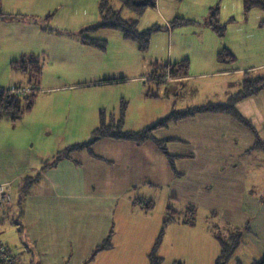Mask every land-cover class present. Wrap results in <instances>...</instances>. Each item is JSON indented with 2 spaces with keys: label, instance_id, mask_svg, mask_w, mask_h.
Returning a JSON list of instances; mask_svg holds the SVG:
<instances>
[{
  "label": "crops",
  "instance_id": "1",
  "mask_svg": "<svg viewBox=\"0 0 264 264\" xmlns=\"http://www.w3.org/2000/svg\"><path fill=\"white\" fill-rule=\"evenodd\" d=\"M179 1L184 2L182 8L172 3ZM219 1L154 0L141 19L146 16L152 26L167 28L161 30L162 37L154 34L145 59L137 65L124 53L107 60L109 48L100 51L78 39L82 30L98 23L99 0L91 1L84 19H74L72 7L61 9L64 22L58 27L66 37L58 43L62 47L55 50L61 63L56 62L52 75L42 72L39 85L43 91L31 112L16 123L0 120V183L13 186L12 202L0 208V224L14 217L15 232L23 235L26 253L21 251L23 258L17 255L19 264H150L149 255L167 210L176 206L193 224L174 222L167 227L158 252L164 264V253H172V245L175 252L178 250V260L171 258L170 264H193L190 260L198 255L194 217L202 206L216 219H225L232 214V207L243 206L242 221L244 226L249 223L252 231L247 236L259 238L264 217V198L260 195L261 187L264 189V149H254L256 135L231 115L198 114L154 131V140L166 144L172 161L153 140L139 144L106 137L90 150L73 152L56 166L41 170L59 151L90 141L102 110L107 119L118 117L121 103L126 102L125 130L140 131L174 110L227 103L241 89L247 73L264 77L254 74L264 69V20L257 26L255 21L247 23V11L237 3L226 17ZM44 2L0 0V18L20 21L22 13H27L24 8L30 11ZM216 4L220 23L231 20L235 28L230 33L225 25L224 37L208 21ZM51 11L48 8V13ZM175 18L194 23L171 28ZM50 25L57 26L54 18ZM257 30L260 37L256 42L251 37ZM93 32L88 34L93 37ZM190 32L195 37L184 40L183 35ZM169 34L173 42L166 45V38L171 41ZM131 42L116 37L115 46L122 51H139ZM225 49L236 56L235 63L218 61L217 55ZM38 52H24L21 57L37 55L41 59ZM185 59L190 62L187 76L161 83L154 79L164 75L161 63L175 64ZM161 84H168L162 90V100H172L171 105H156L161 100ZM182 97L186 106L178 108ZM236 109L251 122L264 143V90L240 101ZM38 173L39 181L24 195V178ZM147 204L153 205L149 212L144 209ZM158 205L163 209L160 219L155 220ZM247 206H251L249 210ZM110 234L112 248L92 258ZM261 237L262 243L254 238L255 246H264V231ZM203 238L207 243L212 238L207 229ZM0 241L13 252V237ZM198 264H213V258L209 262L202 257Z\"/></svg>",
  "mask_w": 264,
  "mask_h": 264
},
{
  "label": "trees",
  "instance_id": "2",
  "mask_svg": "<svg viewBox=\"0 0 264 264\" xmlns=\"http://www.w3.org/2000/svg\"><path fill=\"white\" fill-rule=\"evenodd\" d=\"M154 2V0H99V21L96 25L82 30L78 39L80 42L86 46H90L100 51H106L108 47L107 40L97 39L91 37L88 33L91 31L103 29L109 31H118L126 40L135 42L138 45V49L142 53L148 52L151 44V40L154 34L160 32L161 30L167 28L163 25H153L146 30L139 29L140 19L146 14L149 6ZM245 9L247 12L253 10L254 8H261L264 11V0H244ZM131 12L133 14L132 18H126L125 13ZM3 13H0L2 15ZM9 17H13L8 15ZM20 15H16L18 17ZM51 21L53 19V14L48 16ZM209 25L213 30L220 36L224 37L226 34V26L222 25L219 21V8L218 6L212 8ZM194 23L192 20L185 18H175L171 21V28H180L188 26ZM264 26V21L262 22ZM217 59L221 63H235L237 61L236 56L225 49L217 55ZM158 66V64H157ZM164 75L162 77L155 76L154 79L163 82L167 69L170 68L172 78L185 77L189 74L190 62L185 59L181 62L175 64H164ZM12 68L14 71L23 74L27 77L26 85H39L42 76V64L37 55H26L20 60L14 61L12 63ZM264 90V77L252 76L247 73L244 77L241 85V89L233 95L227 103H208L200 107L189 108L184 111H172L167 117L156 122L155 124L148 126L140 131H126L125 115L128 108L126 102H122L119 109V116L107 119V113L102 110L100 113V123L92 133V139L86 143L76 144L69 146L61 151H59L50 163H46L42 166V171L53 166H56L62 159L68 158L73 152L81 150H90L92 145L97 142L100 138H116L125 139L139 144L145 143L147 141L153 140L164 153L172 161L170 155L168 154L166 144L164 142L154 140L153 133L159 128L166 127L170 123L177 122L186 118H191L198 114L204 113H220L233 116L241 124L248 127L257 137V142L254 149H264V143L259 139L257 132L251 122L244 118L236 109V105L247 98L258 95ZM38 94H31L25 97L10 94L4 91H0V120L9 119L11 122L16 123L20 121L23 116L32 111L35 106V100ZM40 179V173L34 176H27L24 178L26 184L24 185L23 194H28L30 187L37 183ZM187 211H194L191 207ZM144 209L149 212L153 209V205H145ZM190 213V212H188ZM189 223L193 224L191 219L186 218V213L169 207L167 210V217L164 220L163 227L160 231L158 238L156 239L154 246L149 255L150 264H164V259L159 255V249L163 243L167 227L174 223ZM246 233V234H245ZM252 234L250 225L241 227H236L231 229L227 235L224 237H216L220 245V253L215 261V264H230V262L235 258L237 250L243 245L245 241V235ZM112 234L101 244L95 251L92 258H95L99 253L112 248L111 243ZM11 251V249H10ZM236 264H241L237 259ZM0 264H3L0 261ZM253 264H264V255L261 259L255 261Z\"/></svg>",
  "mask_w": 264,
  "mask_h": 264
},
{
  "label": "rangeland",
  "instance_id": "3",
  "mask_svg": "<svg viewBox=\"0 0 264 264\" xmlns=\"http://www.w3.org/2000/svg\"><path fill=\"white\" fill-rule=\"evenodd\" d=\"M92 0H56L53 1V3L50 0H46V3L42 4H36L33 8L28 11V8H24V11L27 13H22L23 17L20 21H9L8 19L2 20L0 18V88H10L15 85H20L19 83H25L27 81V77H25L23 74L16 72L12 68V63L14 61L20 60L24 52H31V51H39L38 55H40L42 69L48 75H52L55 70V64L56 62L61 63V58L57 57L55 55V50L57 47H62V45H59L66 36V32L60 29L58 26H62L64 22V16H62V8H70L72 7L75 11L74 19L75 18H81L84 19L86 16H88L89 11L88 8L90 6ZM173 5H176L179 8H182L184 5L183 1L179 2H172ZM236 3L239 5H242V9H245L244 0H220L219 6L223 10L224 16L228 17L231 12L232 8L236 6ZM218 4L215 5L218 6ZM153 6L150 5L148 8V11ZM47 8V11H46ZM49 10H52L51 13H48ZM56 8L58 9V14L55 15L54 23L57 26L50 25V20L48 19V16L51 14H56ZM215 9V8H214ZM1 11V9H0ZM147 13V12H146ZM25 14V15H24ZM247 17L246 21L247 23H251L252 21H255V25H259L262 20H264V11L261 8H254L253 12L251 13H244ZM262 16L261 19H258L259 16ZM126 18H132L133 14L131 12L125 13ZM222 19H220L221 21ZM148 18L145 16L143 19L140 20L139 29L144 30L148 27L152 26V23H147ZM222 23V22H221ZM233 21L225 19V21L222 23L223 25H226L230 29V33H232L233 29H235L233 26H231ZM165 32L166 30H162ZM264 31V30H263ZM49 32L51 34H49ZM161 32V31H160ZM158 33L155 35H158L159 37H162V33ZM154 35V36H155ZM171 36V41H168V38L165 39L166 45L173 42V36ZM195 37L192 32H190V35L184 34L183 39L184 40H192ZM116 37H122V34L118 31H109V30H103L99 29L97 31L93 32V38L97 39H103L107 40L109 50L107 51L106 58L107 60H112L113 55H118L121 53H124L125 55L132 56V60L134 61V64H139L141 61H143L146 57V53H141L137 50H126L122 51L120 48L115 46V39ZM259 32L257 30V33L254 32L251 39H254L256 42L259 38ZM264 39V36L262 37ZM134 43V42H131ZM133 45V44H132ZM137 45V44H134ZM133 54H137L138 58H136ZM68 61H66L67 63ZM167 62L161 63L165 64ZM133 65V63H131ZM255 75H263L264 76V69L254 72ZM152 83L153 81L150 80ZM26 85V84H24ZM168 84H161V100L156 102V105L159 107H162L163 105H171L173 102L172 100H162L164 97L162 90L164 86ZM40 87V85H39ZM189 87V86H188ZM151 91L155 92L157 90L152 89ZM159 92V91H158ZM185 93V92H184ZM185 95V94H183ZM185 97H182L178 99V108H185ZM31 146V144H30ZM264 165V161L262 162ZM263 187L260 189V195L264 198V189L262 191ZM14 207L17 208L16 205H18V202H14ZM178 206H176L177 209ZM251 206H247V210L250 209ZM223 211V207H219ZM163 207L161 205L157 206V212L158 215L156 216L155 220L160 219V211L162 212ZM200 210L195 215V227L194 234L196 236L194 237V244L197 246L198 255L193 256V260H190L193 264H198L199 260L203 257L204 260H209L213 258V264H215V261L220 253V245L216 239V237H224L228 234L230 231V228H238L241 227L244 229V223H243V206H236L232 207V214L229 217L223 218H217L213 216V214L208 211V208L205 206H202L199 208ZM20 211H18L19 214ZM225 215V213H224ZM14 217H8L3 220V222L0 224V239L3 240V242H6V238L13 237L16 241L15 245H11L14 255L16 256V264H19L18 261L19 258H23L21 255V251L23 250L24 254L26 253L24 251L23 247V235L21 237L19 236V233L15 232V226L13 222ZM15 220V219H14ZM226 220H229L230 223H228ZM231 224V225H230ZM246 224V223H245ZM262 229L260 228V233H258V236L260 238V243H262V237L261 232L264 231V217L261 224ZM206 229L209 233V235L212 237L209 239V242L207 243L204 238L203 234L206 232ZM10 231V232H9ZM246 234V233H245ZM250 235V234H248ZM256 236V235H254ZM257 241H259V238L254 237ZM254 238H251L250 236L245 235V241L243 245L237 250L235 258L230 262V264H236V260L238 259L241 264H253L255 261L261 259V257L264 255V246L262 244H259L258 246H255ZM254 243V245L252 244ZM175 247L172 245L170 246V250L172 253H164L166 256L165 264H170V259H177L178 260V250L174 251ZM18 255V257H17ZM178 264V261L176 262Z\"/></svg>",
  "mask_w": 264,
  "mask_h": 264
},
{
  "label": "built area",
  "instance_id": "4",
  "mask_svg": "<svg viewBox=\"0 0 264 264\" xmlns=\"http://www.w3.org/2000/svg\"><path fill=\"white\" fill-rule=\"evenodd\" d=\"M173 78L170 68L167 69L163 81L169 82ZM10 94L25 97L31 94H39L43 91L39 85H15L7 89H0ZM13 200V186L10 183H0V208L11 203ZM0 261L3 264H16V256L9 248L5 247L0 241Z\"/></svg>",
  "mask_w": 264,
  "mask_h": 264
}]
</instances>
